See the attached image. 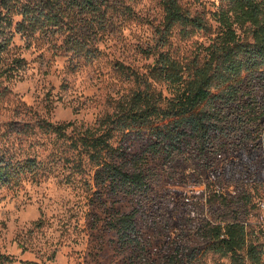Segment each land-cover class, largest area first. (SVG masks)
<instances>
[{"label": "rangeland", "instance_id": "1", "mask_svg": "<svg viewBox=\"0 0 264 264\" xmlns=\"http://www.w3.org/2000/svg\"><path fill=\"white\" fill-rule=\"evenodd\" d=\"M59 1L58 25L44 17L57 10L56 0H12L11 9H4L13 16L7 29L9 54L20 62L2 81L8 93L0 104V151L23 168L37 158L38 173L30 171L18 182L0 181V264H239L208 248L204 220L220 184L218 174L235 162L245 167L253 195L246 223L264 245L259 207L264 201V127L262 133L213 140L205 158L192 143L175 160L163 150L151 151L154 139L147 132L121 134L116 140L122 146L120 160L149 176V190L142 196L113 190L100 166L40 124L94 125L133 93L137 76L146 75L154 60L145 50L154 44L162 22V0H108V25L97 37L82 23L89 15ZM183 1L208 17L221 4ZM26 7L42 22L17 28ZM177 32L175 46L183 55L195 56L202 43H209L203 34L181 39ZM76 39L85 46L73 45ZM252 84L264 103V73L256 74ZM225 181L227 194L236 192ZM115 213L134 214L135 244L108 228Z\"/></svg>", "mask_w": 264, "mask_h": 264}, {"label": "trees", "instance_id": "2", "mask_svg": "<svg viewBox=\"0 0 264 264\" xmlns=\"http://www.w3.org/2000/svg\"><path fill=\"white\" fill-rule=\"evenodd\" d=\"M11 1L0 0V104L8 93L3 78L20 62V58L16 60L9 54L12 38L7 29L13 25V16L4 9H11ZM64 1L69 9L90 16L82 23L96 37L106 30L108 0ZM57 4L59 0L53 5L57 10L44 17L58 25L62 13ZM162 6L163 19L156 28L154 44L145 50L148 57L154 58L153 63L146 75L137 76V88L130 96L118 100L114 111L94 125L51 121L40 124L42 130L69 140L82 158L85 156L107 173L113 190L128 195L147 194L149 176L121 162L122 146L116 145L119 135L147 132L154 139L151 151L163 150L175 160L192 143L200 158H205L213 148V140L262 133L264 127V103L255 95L252 84L256 74L264 73V0H221L211 17L183 0H162ZM21 14L24 21L17 28L42 22L29 7ZM176 32L181 39L203 34L209 43H202V50L195 56H186L175 46ZM73 45L85 46L78 39L73 40ZM88 57L93 56L89 53ZM37 167V158L28 159L23 168L20 161L0 151V181L4 183L18 182L30 171L37 175ZM225 179L235 185L236 194L229 197L214 193L210 200L209 218L204 220L208 248L230 255L239 264H264L260 236L250 231L245 222L253 204L245 167L229 162L218 174L220 184ZM107 225L127 244L137 242L134 214L115 213Z\"/></svg>", "mask_w": 264, "mask_h": 264}, {"label": "built area", "instance_id": "3", "mask_svg": "<svg viewBox=\"0 0 264 264\" xmlns=\"http://www.w3.org/2000/svg\"><path fill=\"white\" fill-rule=\"evenodd\" d=\"M214 191H215V194H217L219 196H229V197H231V196L236 194V192H233L232 194H229V193L227 194V192L225 191L224 186H222L221 184H217L215 186V190ZM259 207L264 211V201L260 202ZM246 225H248V224L246 223Z\"/></svg>", "mask_w": 264, "mask_h": 264}]
</instances>
